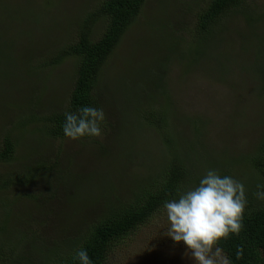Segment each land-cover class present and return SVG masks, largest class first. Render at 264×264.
<instances>
[{
	"label": "rangeland",
	"instance_id": "rangeland-1",
	"mask_svg": "<svg viewBox=\"0 0 264 264\" xmlns=\"http://www.w3.org/2000/svg\"><path fill=\"white\" fill-rule=\"evenodd\" d=\"M95 2L97 0H3L0 3V31L8 12L6 21L18 8L25 12L26 20L13 25L15 36L36 19L37 13L42 19H47V27H52L48 34L53 39L50 46L61 48L69 40L72 30L69 23L76 17L79 19ZM205 2L147 0L140 18L127 31L105 65L99 83L101 100L111 102L115 108L109 109L108 115L105 113L112 127L108 126L107 131L97 137L100 145L96 147L97 150L101 147L111 149L110 154L114 152L107 162L99 158L97 152L91 151V139L63 142L49 137L40 129L42 120L49 114L47 112L69 103L76 61L71 58L55 67L43 66L39 60L32 59L33 53L29 54L30 58L24 54L30 45L23 39L26 37L5 34L4 28L0 54L6 57L8 47L13 45V58L18 62L5 64L0 60L4 70V78H0V100L6 104L0 106V137L11 134L18 143L15 158L0 163V176L10 174L19 180L31 179L22 186L0 190V242L3 240L4 248L24 247V237L28 236L35 248L30 246L31 250L20 255L27 257L30 264H47L50 257H41L42 253H38L43 247L38 238L33 237V232L46 237L47 247L53 249L55 242L63 241L67 233L78 235L84 232L85 225L89 226L95 217L100 218L110 202L135 197L137 183L142 184L145 179L157 176L169 154L157 130L141 119L142 108L152 106L151 109L171 110L169 130L176 135L173 142L190 147L185 154L187 158L185 155L182 157L201 176L207 169L224 167L245 187L254 183L255 173L247 158L250 152H255L264 136V94L260 93L264 90V77L262 81L250 68L264 58V14L253 19L238 15L224 28L218 29L214 38L198 43L194 42V23L191 21V35L183 33L181 25L190 20L184 11L201 8ZM259 3L264 9V0ZM4 8L7 12L2 13ZM27 10L32 11L31 15ZM154 21L156 23H152ZM39 27L42 29L36 35L37 40H41L48 30L43 23ZM170 44H176V47L171 48ZM199 45L201 53L193 60L197 61L196 64L192 65L187 52H195ZM16 65L19 67L15 68ZM154 66L153 79L145 84V79L151 78L147 74L148 68ZM220 73L222 82L216 79ZM142 86L149 87L151 93L143 95ZM27 98L39 99V107H29ZM18 104L24 105L23 108L15 109ZM116 108H120L119 114ZM117 126H122L125 131L120 142L111 138V132L113 128L116 131ZM59 154L73 155L74 161L80 162L79 166H70L66 160L59 171L38 170L37 165L43 161L42 158L50 157L47 162H55ZM204 157L209 158L202 159ZM118 165L128 167L120 171ZM76 173L82 175L83 187L75 193L73 208L58 209L66 212L65 217L44 216L45 208L52 204L46 198L57 190L64 196L65 188L69 183L71 185L70 175ZM110 185L116 189L108 191L106 188ZM22 193L31 196L25 197ZM81 194L85 198L79 197ZM41 201L47 205L44 209H41ZM83 221L85 223L79 227ZM167 226L164 211L156 213L137 232L113 245L106 264H194L185 255L183 242L176 243L165 235ZM3 228H10L11 233L4 234ZM67 248L64 245L58 249L60 256L65 255ZM12 254L7 248L6 255ZM16 261L17 264H26L19 258Z\"/></svg>",
	"mask_w": 264,
	"mask_h": 264
},
{
	"label": "trees",
	"instance_id": "trees-1",
	"mask_svg": "<svg viewBox=\"0 0 264 264\" xmlns=\"http://www.w3.org/2000/svg\"><path fill=\"white\" fill-rule=\"evenodd\" d=\"M2 1L3 0H0V3H2ZM259 1L260 0H206L203 7L197 9L193 7L191 8V12L187 10L184 11L188 13L190 20L185 22L184 19L181 18L184 21L181 25V30L183 33L187 32L188 35H191L193 31L191 25L192 21L195 27L194 37H196L194 42H207L215 37L218 29L224 28L227 22L238 15L247 19L261 17L264 14V9L260 7L261 3H259ZM146 4L147 0H97V2L86 10L79 19L76 17L69 23V25L72 26V30L68 35L69 40L63 47L55 49L50 46V41L53 39L52 36L48 34L52 27H47V23H45L47 19H42V17L37 16L36 13V19L29 23L27 22L29 25L17 35L26 37L23 39L26 43L30 44L24 51V54L27 53L29 56V54L32 55L33 53L34 56L32 59H34V61L39 60V64L42 63L41 65L48 67H55L71 58L76 61V72L73 79L69 103L65 107L59 106L57 109L47 112L49 114L45 117V120H42L43 126L40 128L45 134L63 142L70 140V138L64 135L62 129L65 111H76L80 106L92 105L102 107L106 115H108L107 111L115 108L114 104H111V102L101 100V87L99 86L100 78L105 65L114 54L127 31L138 21L146 8ZM27 11L29 15H31L32 11ZM1 12L5 13L7 10L4 8ZM8 14L9 12L5 15V22L0 31V38L4 28L5 34L8 33L15 36L13 34V25L18 21L26 20V18H24L25 12L20 11L19 8L17 11L15 10V13L6 21ZM42 23L48 30L41 40H37L38 36L36 35L39 29H42L39 27ZM152 23H156V21ZM98 27L100 29L97 32L96 29ZM73 34L75 37L72 36ZM175 36L180 37L178 34ZM8 37V39H12L11 36ZM170 39L173 40L175 38ZM170 45L171 48L176 47V44ZM8 50L9 53L6 51V57L0 54V57L2 56L0 60H3L5 64L8 62H18V59L13 58L15 46H9ZM200 53V45L195 52H187L192 65L196 64L197 61L194 62L193 60L196 59L197 55ZM31 60L29 59V61ZM28 64H30V62ZM18 67V65L15 66V68ZM151 67L148 68L149 71L147 73L151 75V78L145 79V84H149L153 79L155 66L152 69ZM252 68L262 80V77H264V58H261L260 62L255 64V66H251L250 69ZM3 72L4 70L2 66H0V78H4ZM143 74H145V72H143ZM216 79L218 82H222V73H220ZM1 84L4 85L3 83ZM140 89L143 90V95H146L148 92L151 93L149 87L145 88L142 86ZM260 93L264 94V90H260ZM139 98L144 99L142 96H139ZM26 100L31 108H38L40 105V101L37 98H27ZM1 101L2 100H0V106L6 105ZM23 106L18 104L15 109L20 110ZM151 108L152 106L149 108H142L140 117L146 120L153 129L157 130L162 137V141L165 143L166 150L169 154L166 164L160 167L157 176L155 174V177L151 180L145 179L142 184H136L134 187V189H137L135 197L125 198L127 201L110 202L107 210L100 218L95 217L89 226L85 225L84 232L81 231L78 235L67 233L68 235L63 241L55 242L53 249L47 247L46 243L48 239L46 237H40V234L33 232V237L38 238L43 247V250H39L38 253H42L41 257H50L47 264H79V261L73 259L74 251L79 247L87 249L93 264H106L109 262V254L114 244L137 232L140 227L151 221L156 213L163 210L162 205L165 200L177 197L178 190L191 187L193 183H198L201 177L200 173L191 167L190 163L182 157V155H187V151H190V147L184 144L175 145L173 142L176 135L173 130H169L172 121L170 117L171 110ZM119 109L120 108H116L118 114ZM173 120H175V118ZM106 122L103 125L104 131H107L108 126L112 127L110 122L107 120ZM117 124L120 125L118 121ZM202 128H200L197 133H199ZM115 130L116 131H114L113 128L111 138H116V140L120 142L125 131L122 126L115 127ZM81 139L85 141L86 139H91L92 141L89 140L91 151L93 153L97 152L99 158L106 159V162L108 157L114 154V152L110 154L112 150L106 147H101L100 150H97L96 145H100L97 141V137H84ZM17 143V139L11 134L1 135L0 163H7L15 158L17 154ZM103 143L106 144V142ZM241 156H243V154L239 155V157ZM206 158L209 157H204L202 159ZM42 159L43 161L37 165V168L38 170L41 168L43 171L49 173L59 171L60 167L63 166V162L66 160L67 164L70 166H79L80 163L79 161L75 162V157H73V155L69 157L68 154H59L55 162H47L51 160L50 157L49 159ZM247 159H249L253 168L252 171L255 173V181L252 185L245 187L248 204L243 217V228L238 235H230L227 239H222L219 245L229 255L232 264H264V200H258L255 196L257 184H264V136L259 142L255 152H250ZM128 165H118L117 167L122 171L127 169ZM218 171L221 175H229V172L224 167L223 169L220 168ZM70 176L72 177L71 185L69 183L65 188L64 196L59 194L60 192L57 190L52 192L49 198H46L52 202L51 205L47 206L44 201L40 202L41 209L47 206L43 212L44 216L54 215L58 217L59 215H64L62 217H65L66 212L58 209L63 208L66 210L67 207L68 209L73 208L74 201L76 200L75 193L82 189L83 181L81 174L76 173ZM23 178L27 179V176H23ZM29 180L31 179L19 180L14 175L4 174L0 176V190H10L22 186L27 184ZM111 186L113 185H110L106 189L108 191L116 189V186ZM70 188L74 191H71ZM22 194H24L25 197L31 196L25 195V193ZM79 197L85 198V195L81 194ZM85 221L88 223L87 219ZM8 222H11V219H9ZM84 223L83 221L78 226L82 227ZM2 230L4 234L7 232L11 233L10 228L6 230L3 228ZM4 238L3 235V239ZM2 243L3 240L0 242V264H17L16 258H19L21 262L26 261V264H30L27 257H22L23 255H20L26 250H31L28 248L32 246L28 236L24 237V247L18 249H13L11 246H5L4 248ZM64 245L68 246L67 251L64 256H60L58 249L62 248ZM32 247L35 248L34 246ZM7 248L14 254L7 256ZM238 248L243 249V255L240 258L236 256Z\"/></svg>",
	"mask_w": 264,
	"mask_h": 264
},
{
	"label": "clouds",
	"instance_id": "clouds-1",
	"mask_svg": "<svg viewBox=\"0 0 264 264\" xmlns=\"http://www.w3.org/2000/svg\"><path fill=\"white\" fill-rule=\"evenodd\" d=\"M106 115L102 107L80 106L76 111H65L62 124L66 137L78 140L100 137ZM255 196L264 200V184H257ZM248 199L241 180L207 169L194 186L178 190L176 198L165 200L162 208L167 219L165 235L174 242H183L185 255L194 264H232L219 242L230 235H238L243 228V217ZM243 249L238 248L240 258ZM79 264H93L86 248L74 251Z\"/></svg>",
	"mask_w": 264,
	"mask_h": 264
}]
</instances>
